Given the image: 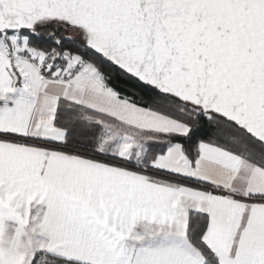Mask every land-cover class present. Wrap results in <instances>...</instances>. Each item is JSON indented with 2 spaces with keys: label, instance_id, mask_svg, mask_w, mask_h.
Listing matches in <instances>:
<instances>
[{
  "label": "snow or ice",
  "instance_id": "6c2138e0",
  "mask_svg": "<svg viewBox=\"0 0 264 264\" xmlns=\"http://www.w3.org/2000/svg\"><path fill=\"white\" fill-rule=\"evenodd\" d=\"M0 264H264V0H0Z\"/></svg>",
  "mask_w": 264,
  "mask_h": 264
}]
</instances>
